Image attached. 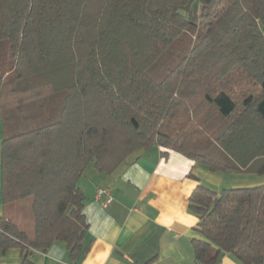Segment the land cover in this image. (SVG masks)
Listing matches in <instances>:
<instances>
[{"label": "trees", "instance_id": "trees-1", "mask_svg": "<svg viewBox=\"0 0 264 264\" xmlns=\"http://www.w3.org/2000/svg\"><path fill=\"white\" fill-rule=\"evenodd\" d=\"M264 0H0V193L31 197L29 237L0 213V256L84 254L78 182L152 146L211 172L264 173ZM194 259L264 264V184L188 199Z\"/></svg>", "mask_w": 264, "mask_h": 264}, {"label": "crops", "instance_id": "crops-1", "mask_svg": "<svg viewBox=\"0 0 264 264\" xmlns=\"http://www.w3.org/2000/svg\"><path fill=\"white\" fill-rule=\"evenodd\" d=\"M1 129L0 118V140ZM162 150L152 146L112 173L87 165L78 186L85 194L88 229L83 240L88 249L71 259L65 244L54 242L43 253L33 250L30 264H202L194 259L191 239L199 238L194 230L198 218L188 199L198 184L219 190L225 173L211 172L172 150L163 156ZM102 188L111 197L106 205L104 195L96 197ZM15 203L2 204L0 194V213L12 219L5 210ZM20 254L10 249L0 256V264H22ZM215 264L239 263L225 253Z\"/></svg>", "mask_w": 264, "mask_h": 264}, {"label": "rangeland", "instance_id": "rangeland-1", "mask_svg": "<svg viewBox=\"0 0 264 264\" xmlns=\"http://www.w3.org/2000/svg\"><path fill=\"white\" fill-rule=\"evenodd\" d=\"M262 32L264 34V26L261 25ZM264 184V173L258 174L255 172H230L225 173L220 182V188H231V187H248ZM1 194V193H0ZM31 197H26L14 206L7 207L5 214L8 217L14 219L18 224L19 228L26 232L29 237L33 234V216L31 210ZM1 210V209H0Z\"/></svg>", "mask_w": 264, "mask_h": 264}, {"label": "built area", "instance_id": "built-area-1", "mask_svg": "<svg viewBox=\"0 0 264 264\" xmlns=\"http://www.w3.org/2000/svg\"><path fill=\"white\" fill-rule=\"evenodd\" d=\"M101 195H104L105 196V201H104V205H106L107 203H109L111 200V197L109 195V191L108 189L106 188H102V189H99L96 193V197L99 198Z\"/></svg>", "mask_w": 264, "mask_h": 264}]
</instances>
